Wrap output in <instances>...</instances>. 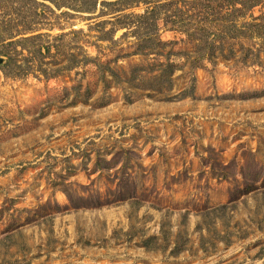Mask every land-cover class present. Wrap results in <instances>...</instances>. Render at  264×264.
<instances>
[{"label": "rangeland", "instance_id": "rangeland-1", "mask_svg": "<svg viewBox=\"0 0 264 264\" xmlns=\"http://www.w3.org/2000/svg\"><path fill=\"white\" fill-rule=\"evenodd\" d=\"M190 1L0 0V264H264V51Z\"/></svg>", "mask_w": 264, "mask_h": 264}, {"label": "trees", "instance_id": "trees-1", "mask_svg": "<svg viewBox=\"0 0 264 264\" xmlns=\"http://www.w3.org/2000/svg\"><path fill=\"white\" fill-rule=\"evenodd\" d=\"M188 4L189 9L198 11L202 19V22L196 25L193 31H184L186 44L200 47L196 51L193 67L204 66L205 62H211L213 60L212 53L219 45L223 48L228 46L230 50L231 47L238 46L246 57H250L252 65H260L257 57L259 55L258 50L264 51V12L260 16L255 17L252 14V10L262 4L261 0H193ZM2 6L6 16L3 18V26L0 29L10 30L17 27L18 19H11L10 17L18 14L16 8L11 4L6 5L5 3ZM170 22L177 24L178 28H183V30L186 26L183 20H179V17ZM33 32H35L33 29H24L20 34ZM37 36L39 35H32L25 38L24 41L35 40ZM8 38L12 39L14 36H9ZM146 39L145 37L144 40ZM148 40L150 41L151 39L148 37ZM256 41L262 45L258 47V50L254 46ZM43 48V45L39 47L36 45L33 47V53L43 54ZM246 62L245 58L240 61L244 66L250 64ZM169 68H172V65L162 66L161 69L164 70L162 74Z\"/></svg>", "mask_w": 264, "mask_h": 264}]
</instances>
